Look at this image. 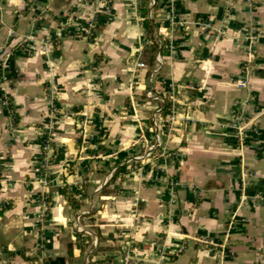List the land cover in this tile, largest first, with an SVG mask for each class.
Segmentation results:
<instances>
[{"label": "crops", "instance_id": "1", "mask_svg": "<svg viewBox=\"0 0 264 264\" xmlns=\"http://www.w3.org/2000/svg\"><path fill=\"white\" fill-rule=\"evenodd\" d=\"M167 1L0 0V264H264V0Z\"/></svg>", "mask_w": 264, "mask_h": 264}, {"label": "trees", "instance_id": "2", "mask_svg": "<svg viewBox=\"0 0 264 264\" xmlns=\"http://www.w3.org/2000/svg\"><path fill=\"white\" fill-rule=\"evenodd\" d=\"M145 1V0H143ZM142 13L145 15L146 14V10L142 9ZM143 28L144 31L146 33V36L148 38L149 44L147 46V48L145 49V51L142 53V61L144 62V64L147 65V67L149 69H151L154 65V60H155V55L157 53V51L159 50V45L156 41V37H155V30L157 25L154 23V21L152 19H148L146 17H144L143 20ZM116 169H115V173L114 176L112 178V180L116 177V176H122L123 174H125L126 172V168L124 165H116ZM89 216V215H88ZM43 264H65V259L58 257V258H46L43 260Z\"/></svg>", "mask_w": 264, "mask_h": 264}, {"label": "built area", "instance_id": "3", "mask_svg": "<svg viewBox=\"0 0 264 264\" xmlns=\"http://www.w3.org/2000/svg\"><path fill=\"white\" fill-rule=\"evenodd\" d=\"M167 2L169 5V8H168V11H167L164 19L168 22V24L170 26H174L175 24H177V12H176V5H175L176 0H168ZM152 4H154V3L152 2ZM137 66L142 67L143 64L139 63ZM149 96L152 97V95H149ZM156 145H159V139L158 138H156ZM147 155H149V153ZM129 263L130 262H126V264H129Z\"/></svg>", "mask_w": 264, "mask_h": 264}, {"label": "rangeland", "instance_id": "4", "mask_svg": "<svg viewBox=\"0 0 264 264\" xmlns=\"http://www.w3.org/2000/svg\"><path fill=\"white\" fill-rule=\"evenodd\" d=\"M91 214H92V213H91ZM89 215H90V214H89ZM91 219H92V218H91ZM86 221H87V223H86V225H85L84 227H94V224H93V225H92V224L90 225L89 222H88V221H90V218L87 219ZM73 226H74L76 229H78V228L80 227L79 218H78V219H76V218L74 219V225H73ZM92 234L94 235L95 233L93 232ZM129 264H137V263H135V262L132 263V262H131V263H129Z\"/></svg>", "mask_w": 264, "mask_h": 264}]
</instances>
